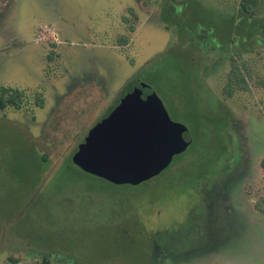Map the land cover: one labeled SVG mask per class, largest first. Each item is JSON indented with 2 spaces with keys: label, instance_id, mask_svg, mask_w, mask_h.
I'll use <instances>...</instances> for the list:
<instances>
[{
  "label": "rangeland",
  "instance_id": "1",
  "mask_svg": "<svg viewBox=\"0 0 264 264\" xmlns=\"http://www.w3.org/2000/svg\"><path fill=\"white\" fill-rule=\"evenodd\" d=\"M244 1L0 0V87L24 92L0 111V264H264V45ZM142 83L188 149L135 186L74 166Z\"/></svg>",
  "mask_w": 264,
  "mask_h": 264
},
{
  "label": "water",
  "instance_id": "2",
  "mask_svg": "<svg viewBox=\"0 0 264 264\" xmlns=\"http://www.w3.org/2000/svg\"><path fill=\"white\" fill-rule=\"evenodd\" d=\"M174 121L157 92L142 83L90 131L72 161L84 172L116 185H139L161 174L192 137Z\"/></svg>",
  "mask_w": 264,
  "mask_h": 264
},
{
  "label": "trees",
  "instance_id": "3",
  "mask_svg": "<svg viewBox=\"0 0 264 264\" xmlns=\"http://www.w3.org/2000/svg\"><path fill=\"white\" fill-rule=\"evenodd\" d=\"M250 3L253 4V6H258L259 0H245L242 3V6H243L242 11L243 12H241L239 14H235V16H236V18L240 17L242 19L241 20L242 22H244V21L246 22V21H248V19H254V22L256 23V25L259 26V28L255 32V38L256 37L257 38L258 37L261 38V40L258 41L257 44H255V45H264V29H263L264 28V18L257 17L252 12V7L250 6ZM165 12H167V14H168L167 16L171 17V18H169L171 23H175L177 25V27H179V32L181 33L180 35L182 36V38H184L183 40H185L186 37L189 38L188 32L184 31L183 28H182V26H183L182 16L180 14H178V13H175V10L173 8H166ZM172 12H174L175 15H176V16L174 15V17H176L175 20L172 18V16H173ZM235 16H233V18H235ZM230 29L231 28H229V32H230ZM244 31H245V29H244ZM216 36H217V31L209 33V30H200L198 32V37H197V39L199 41V43L197 44V47H199L200 49L207 48L208 45H210V43L212 41L211 39L215 38ZM248 37H252L250 32H249V36ZM230 40H231V37L227 41V44H229ZM205 45H206V47H205ZM242 45H243L244 49L247 50V51L251 48V46L247 47V45H244V44H242ZM191 47H192V49L196 48L194 46H191ZM132 85L133 84L131 83L128 86H126L125 91L126 92L127 91L128 92L131 91ZM230 94H232V92ZM23 102H24V92L23 91H21L19 89H16V88H8L6 86L0 87V111L5 110L8 107H14L15 109H18V110L22 109ZM38 106L43 107V103L38 102ZM177 156H180V155H177ZM74 166H76V165L74 164ZM261 166H262V168L264 170V158L261 161ZM76 167L79 168L78 166H76ZM44 263L45 264H52L51 261L48 258L45 259Z\"/></svg>",
  "mask_w": 264,
  "mask_h": 264
}]
</instances>
